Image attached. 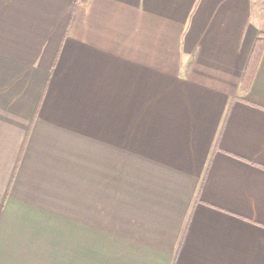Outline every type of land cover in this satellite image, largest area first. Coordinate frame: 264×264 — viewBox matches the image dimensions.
Returning a JSON list of instances; mask_svg holds the SVG:
<instances>
[{"label":"crops","instance_id":"1","mask_svg":"<svg viewBox=\"0 0 264 264\" xmlns=\"http://www.w3.org/2000/svg\"><path fill=\"white\" fill-rule=\"evenodd\" d=\"M264 0H0V264H264Z\"/></svg>","mask_w":264,"mask_h":264},{"label":"rangeland","instance_id":"2","mask_svg":"<svg viewBox=\"0 0 264 264\" xmlns=\"http://www.w3.org/2000/svg\"><path fill=\"white\" fill-rule=\"evenodd\" d=\"M264 8V7H263Z\"/></svg>","mask_w":264,"mask_h":264}]
</instances>
